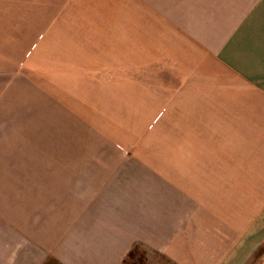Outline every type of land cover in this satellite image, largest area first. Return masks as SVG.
Returning <instances> with one entry per match:
<instances>
[{
    "label": "crops",
    "instance_id": "crops-1",
    "mask_svg": "<svg viewBox=\"0 0 264 264\" xmlns=\"http://www.w3.org/2000/svg\"><path fill=\"white\" fill-rule=\"evenodd\" d=\"M262 244L264 0H0V264Z\"/></svg>",
    "mask_w": 264,
    "mask_h": 264
},
{
    "label": "rangeland",
    "instance_id": "rangeland-1",
    "mask_svg": "<svg viewBox=\"0 0 264 264\" xmlns=\"http://www.w3.org/2000/svg\"><path fill=\"white\" fill-rule=\"evenodd\" d=\"M256 262L253 264H261L264 261V244H262L258 248V252L256 254ZM262 257V258H261ZM147 258L145 256V251L143 248H136L133 250V253L130 257H128L126 264H147ZM162 264H166L164 260H161Z\"/></svg>",
    "mask_w": 264,
    "mask_h": 264
},
{
    "label": "trees",
    "instance_id": "trees-1",
    "mask_svg": "<svg viewBox=\"0 0 264 264\" xmlns=\"http://www.w3.org/2000/svg\"><path fill=\"white\" fill-rule=\"evenodd\" d=\"M132 253H133V251H132V252H130V254L128 255V257H130V256L132 255ZM128 257H127V259H128ZM127 259H126V260H127Z\"/></svg>",
    "mask_w": 264,
    "mask_h": 264
}]
</instances>
